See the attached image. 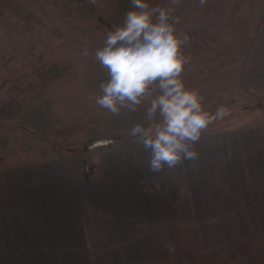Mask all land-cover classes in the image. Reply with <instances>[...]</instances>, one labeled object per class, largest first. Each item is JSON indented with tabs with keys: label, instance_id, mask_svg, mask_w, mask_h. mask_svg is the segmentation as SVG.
<instances>
[{
	"label": "rangeland",
	"instance_id": "obj_1",
	"mask_svg": "<svg viewBox=\"0 0 264 264\" xmlns=\"http://www.w3.org/2000/svg\"><path fill=\"white\" fill-rule=\"evenodd\" d=\"M128 10L0 0V264H264V0L174 7L181 78L227 115L158 172L130 134L151 97L115 116L89 99L108 79L95 52Z\"/></svg>",
	"mask_w": 264,
	"mask_h": 264
},
{
	"label": "clouds",
	"instance_id": "obj_2",
	"mask_svg": "<svg viewBox=\"0 0 264 264\" xmlns=\"http://www.w3.org/2000/svg\"><path fill=\"white\" fill-rule=\"evenodd\" d=\"M180 3L171 0L172 7H162L153 6L152 0H129L123 23L107 33L104 46L95 52L108 76L99 85L102 95L89 96L96 105L115 116L121 108L136 111L151 97L146 112L149 125L136 124L130 134L139 136L150 151L153 172L194 159L193 145L202 131L227 115L224 105L215 112L205 110V97L186 88L181 78L190 59L183 53L190 37L176 30L178 18L172 12ZM198 3L204 6L207 0Z\"/></svg>",
	"mask_w": 264,
	"mask_h": 264
},
{
	"label": "built area",
	"instance_id": "obj_3",
	"mask_svg": "<svg viewBox=\"0 0 264 264\" xmlns=\"http://www.w3.org/2000/svg\"><path fill=\"white\" fill-rule=\"evenodd\" d=\"M85 169L89 170L90 172H96L97 168L95 166H92L90 163L85 165Z\"/></svg>",
	"mask_w": 264,
	"mask_h": 264
}]
</instances>
